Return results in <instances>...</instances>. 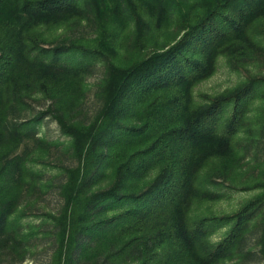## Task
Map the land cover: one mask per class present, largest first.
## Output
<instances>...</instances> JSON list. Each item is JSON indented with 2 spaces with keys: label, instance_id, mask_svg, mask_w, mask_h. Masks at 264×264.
Wrapping results in <instances>:
<instances>
[{
  "label": "trees",
  "instance_id": "trees-1",
  "mask_svg": "<svg viewBox=\"0 0 264 264\" xmlns=\"http://www.w3.org/2000/svg\"><path fill=\"white\" fill-rule=\"evenodd\" d=\"M190 3L0 0V258L16 260L8 264L25 259L30 240L7 222L25 184V167L18 158L6 157L29 136L31 124L8 122L11 108L2 90L9 87L15 98L29 95L22 81L33 83L49 101L40 114H50L70 137L76 160V165L64 167L62 208L53 217L55 264H217L233 250L240 261L256 254L264 264V170L262 181L253 184L261 191L236 213L190 214L194 195L202 189L200 170L220 160L214 174L229 179L238 163L234 133L245 94L252 89L247 84L235 93L231 114L220 128L221 113L232 97L220 95L204 105L192 99V87L212 73L217 52L241 39L253 17L264 14V0H208L194 11ZM117 13L125 21L134 20L139 35L142 13L157 27L164 18L178 15L183 31L166 48L109 63L102 105L96 116L83 121L78 74L86 65L65 61L66 48L46 49L51 34L41 27L83 21L95 30L102 15L112 21ZM103 33L96 46L81 40L68 49L104 55L115 38ZM261 116L264 120V109ZM257 215L259 225L247 229ZM228 222L232 225L217 242L207 238L214 226ZM255 233L257 252L249 241Z\"/></svg>",
  "mask_w": 264,
  "mask_h": 264
},
{
  "label": "rangeland",
  "instance_id": "rangeland-1",
  "mask_svg": "<svg viewBox=\"0 0 264 264\" xmlns=\"http://www.w3.org/2000/svg\"><path fill=\"white\" fill-rule=\"evenodd\" d=\"M206 1L208 0H190V10L194 11L197 4L205 5ZM141 17L143 20L139 27L140 35L137 23L134 20L125 21V15L122 13H117V17L112 21L102 15L101 24L98 26L100 28L95 30H91L83 21L70 26L65 23L52 28L41 27L51 34L49 42L43 45L46 49L55 46L66 48L67 51L65 50L62 57L65 61H80L86 65L85 70L78 74L81 76L84 93L82 109L78 110L80 120L87 121L98 113L103 102L109 63H124L135 55L144 57L154 48H166L178 39L183 31V24L178 15L164 18L159 27L144 13ZM101 31H104L102 35H112L115 38L114 47L106 49L104 55L80 50L75 53L69 51V44L79 43L81 40L87 43L91 41V44L96 46V38ZM26 83L31 93L24 94L21 98L13 97L9 87L2 90L11 108L8 122L11 124L16 120L31 124L29 136L24 137L17 148L6 157L18 158L24 162L25 167V184L20 191L18 204L9 213L7 222L14 229L27 233L30 239L26 245L28 253L25 259L21 263L12 261L14 263L11 264H55L52 254L53 217L60 213L62 208L60 187L65 180L64 167L76 165V160L71 155L70 137L61 130L50 114H40L48 109L49 101L36 91L33 83L19 82L20 85ZM247 84L252 89L245 94L246 104L243 106L232 144L238 163L230 173L229 179L214 174L213 167L218 166L220 160H215L210 166L200 170L198 181L203 190L199 189L191 202L192 218L204 213L232 215L261 191L259 187L253 188V184L262 181L264 170V120L261 116L264 109V14L253 17L241 39L227 43L217 52L212 73L192 87L191 97L204 105L208 103V99L218 98L220 95L232 97L223 108L219 119V127L222 128L231 114L232 100L237 99L234 97L235 93ZM238 98L241 99V92L238 93ZM3 162L4 159H1L0 164ZM211 171L213 174L210 176L208 173ZM202 178L211 180L204 181ZM259 215L248 221L247 229H254L259 225ZM231 225L232 222H228L227 225L214 226L207 238L211 242H217ZM249 241L252 244L250 249L257 252L259 245L254 244L256 233L249 236ZM8 259L0 258V264H8L7 262L14 258ZM239 259L233 250V254L222 258L217 264L261 263L256 254L244 261Z\"/></svg>",
  "mask_w": 264,
  "mask_h": 264
}]
</instances>
